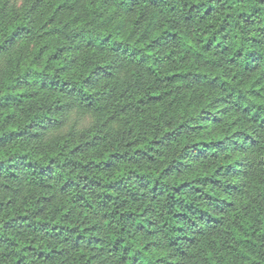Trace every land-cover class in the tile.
Here are the masks:
<instances>
[{"label":"trees","instance_id":"1","mask_svg":"<svg viewBox=\"0 0 264 264\" xmlns=\"http://www.w3.org/2000/svg\"><path fill=\"white\" fill-rule=\"evenodd\" d=\"M0 264H264V0H0Z\"/></svg>","mask_w":264,"mask_h":264},{"label":"clouds","instance_id":"2","mask_svg":"<svg viewBox=\"0 0 264 264\" xmlns=\"http://www.w3.org/2000/svg\"><path fill=\"white\" fill-rule=\"evenodd\" d=\"M98 21H93V24H97ZM100 27L103 28L104 25L100 24ZM103 39V37L99 34L97 30H93V36H92V45L93 46H99V49H101L100 52L95 53L93 55H90L88 59L85 61V65H82L80 67V74L79 79L83 80L84 75L88 74L90 72V78L93 81H102L100 85V91L95 93L94 96H88L82 88L80 87H74L73 85L69 84L65 86V90H67V87H72L74 92H79L81 99L87 102V107L91 108L93 106V101L96 96L100 95L102 92H106L108 88H112L114 85L119 84V82L122 80V78L125 76V74L128 72V61L125 60L123 63H121V60L124 57H129V53L132 51V49H129V52H125L124 48L127 47L126 44H110L109 42L101 43L100 41ZM112 38L109 37V40ZM84 43L87 44V41ZM111 45V48L108 46ZM19 47V46H17ZM113 53H116L115 56H113ZM123 54L121 56L120 54ZM8 56L12 58L13 64L12 68L16 67V64L20 61L21 57L19 56V53L17 51V48H12L8 53ZM72 57L69 56V59ZM71 65H69L70 67ZM35 71V70H29V72ZM48 74V72H47ZM50 78L53 79L52 76ZM56 80L60 79V73H56L55 77ZM54 88L58 89V85H53ZM51 95H54V93H51ZM55 101H58L60 104L63 103L62 95L57 97ZM112 117V119H109V117ZM119 119V117L112 112H107V114H101L99 124L102 126L103 129H107L110 126L113 125V121ZM121 125L123 127L121 128V132L123 133L122 137H118V139H127L131 134H129L126 129L128 125L124 124V121L121 120ZM93 132H96V130L89 131L87 134L84 135L83 139H91ZM67 139V137L65 138ZM61 142H64L63 140ZM60 142V143H61Z\"/></svg>","mask_w":264,"mask_h":264}]
</instances>
